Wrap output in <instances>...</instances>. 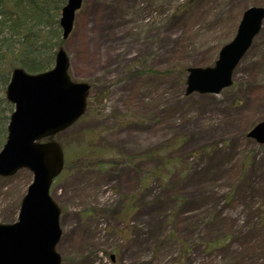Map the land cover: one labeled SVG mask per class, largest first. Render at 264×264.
Here are the masks:
<instances>
[{"label": "rangeland", "instance_id": "obj_1", "mask_svg": "<svg viewBox=\"0 0 264 264\" xmlns=\"http://www.w3.org/2000/svg\"><path fill=\"white\" fill-rule=\"evenodd\" d=\"M251 7L264 0H83L63 48L90 104L55 138L62 264H264V144L247 135L264 119V24L231 88L185 94ZM88 147L89 167L72 155ZM32 181L0 177V224Z\"/></svg>", "mask_w": 264, "mask_h": 264}, {"label": "water", "instance_id": "obj_2", "mask_svg": "<svg viewBox=\"0 0 264 264\" xmlns=\"http://www.w3.org/2000/svg\"><path fill=\"white\" fill-rule=\"evenodd\" d=\"M81 5L82 0H68L62 9L64 39L70 35ZM263 20V7L247 9L235 38L221 49L215 66L188 70L186 94H218L231 86L233 71L260 32ZM69 67L67 53L60 49L53 69L33 75L17 68L7 87L6 98L14 111L0 152V177L29 169L34 178L22 200L18 221L0 224V264H61L56 252L62 234L60 208L50 196V188L63 170L65 157L58 142L41 141L72 126L87 110L90 85L73 81ZM249 137L264 143V120Z\"/></svg>", "mask_w": 264, "mask_h": 264}, {"label": "trees", "instance_id": "obj_3", "mask_svg": "<svg viewBox=\"0 0 264 264\" xmlns=\"http://www.w3.org/2000/svg\"><path fill=\"white\" fill-rule=\"evenodd\" d=\"M66 2L67 0H0V150L5 144L7 126L13 112V106L2 93L15 68H22L31 74L52 69L56 52L64 45V40L60 37L59 16ZM72 155L80 157L88 167L100 156L98 147L77 150ZM97 163L99 166L103 165ZM226 241L227 239L218 240L216 245H224ZM211 246L218 247L214 243Z\"/></svg>", "mask_w": 264, "mask_h": 264}]
</instances>
